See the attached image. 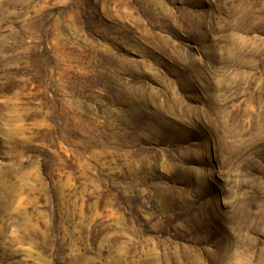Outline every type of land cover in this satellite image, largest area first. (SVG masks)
Returning a JSON list of instances; mask_svg holds the SVG:
<instances>
[{
	"label": "rangeland",
	"instance_id": "obj_1",
	"mask_svg": "<svg viewBox=\"0 0 264 264\" xmlns=\"http://www.w3.org/2000/svg\"><path fill=\"white\" fill-rule=\"evenodd\" d=\"M0 264H264V0H0Z\"/></svg>",
	"mask_w": 264,
	"mask_h": 264
}]
</instances>
